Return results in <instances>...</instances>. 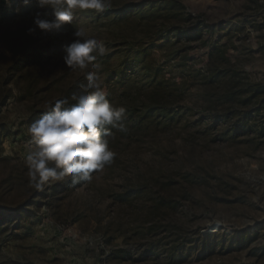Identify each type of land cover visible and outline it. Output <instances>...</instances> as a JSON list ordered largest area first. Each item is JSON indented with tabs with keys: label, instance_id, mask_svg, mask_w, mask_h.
I'll return each instance as SVG.
<instances>
[{
	"label": "rangeland",
	"instance_id": "1",
	"mask_svg": "<svg viewBox=\"0 0 264 264\" xmlns=\"http://www.w3.org/2000/svg\"><path fill=\"white\" fill-rule=\"evenodd\" d=\"M124 4L146 7L144 19L116 20ZM111 5L29 35L34 15L52 19L51 10L0 0V264H264V0ZM153 25L170 31L149 41ZM75 29L107 49L96 63L110 101L126 107L125 92L162 86L179 96L160 103L171 119L113 129L115 156L91 180L38 191L27 127L86 82L62 59ZM210 237L214 252L199 256Z\"/></svg>",
	"mask_w": 264,
	"mask_h": 264
},
{
	"label": "clouds",
	"instance_id": "2",
	"mask_svg": "<svg viewBox=\"0 0 264 264\" xmlns=\"http://www.w3.org/2000/svg\"><path fill=\"white\" fill-rule=\"evenodd\" d=\"M31 0H23L25 5ZM38 8L51 10L52 19L37 12L29 35L37 30L59 32L72 25L78 12L102 13L111 0H35ZM74 41L64 50L66 67L84 73L85 83L69 99H57L39 119L27 127L30 137L24 155L31 187L43 191L52 182L66 179L73 184L89 181L96 170L110 164L115 152L110 147L112 129L126 131L127 109L110 101L100 77L98 57L106 55L104 43L75 29Z\"/></svg>",
	"mask_w": 264,
	"mask_h": 264
},
{
	"label": "trees",
	"instance_id": "3",
	"mask_svg": "<svg viewBox=\"0 0 264 264\" xmlns=\"http://www.w3.org/2000/svg\"><path fill=\"white\" fill-rule=\"evenodd\" d=\"M147 8L144 6H136L134 7L132 4H124L121 7H116L114 9L113 15L116 20H128L132 19L130 17L134 18H140L144 19V10ZM93 11V10H90ZM150 13L152 15H155V11L153 9H150ZM152 27V26H151ZM156 25H153L152 29H148L147 32L145 33V38L149 41H158L159 38L161 37L162 33L165 31H170L169 28H166L163 25H160L158 28V32L155 33ZM155 33V34H154ZM67 46H63V48H66ZM39 49V48H38ZM39 51V50H38ZM18 61H22V59H19ZM41 61V60H40ZM38 63H41V62ZM21 63V62H19ZM28 63V62H24ZM215 79L212 78L211 81L209 82L210 85L213 83ZM81 83L75 82L72 85H69L66 87L61 94L60 97L56 98L53 100L50 104L47 105V108L49 105L53 104L57 99H69L71 101V97L74 93H77L79 91V86ZM226 85V84H225ZM180 89H175L172 87H166L162 86L161 88H153L144 91L143 89H135L130 91L131 95L129 97L128 91L125 92V97L128 98L127 104H126V109H127V121H126V126L128 127L129 130L137 133H142L145 131L155 119L162 117L164 119H171L172 117L170 114L171 112L169 111V108L166 104H160L163 100L169 101L172 98H175L176 96H179V91ZM229 97V95H228ZM226 99V98H225ZM44 111H39L36 113V120L40 118V116L45 112ZM113 131V129H112ZM115 135V132H113ZM136 133V134H137ZM67 190V187L64 188ZM128 197V194H122L120 197H118V201L123 202L125 199ZM170 200H162L160 202L161 205L168 204ZM212 237L207 238V239H200L198 244H196L195 248H198L197 254L199 256H204L206 253H213L215 250L214 245L212 244ZM194 247V246H193ZM173 253L169 256L170 260L173 257Z\"/></svg>",
	"mask_w": 264,
	"mask_h": 264
}]
</instances>
